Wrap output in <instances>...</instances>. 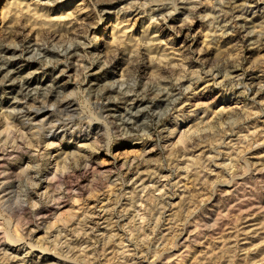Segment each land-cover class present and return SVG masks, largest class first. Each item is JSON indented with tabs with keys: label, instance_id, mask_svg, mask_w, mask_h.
Instances as JSON below:
<instances>
[{
	"label": "rangeland",
	"instance_id": "374dc122",
	"mask_svg": "<svg viewBox=\"0 0 264 264\" xmlns=\"http://www.w3.org/2000/svg\"><path fill=\"white\" fill-rule=\"evenodd\" d=\"M134 2L0 0V264H264V0ZM65 42L60 77L26 49ZM132 63L142 83L180 78L176 103L96 106ZM42 74L79 106L51 118L63 139L21 123Z\"/></svg>",
	"mask_w": 264,
	"mask_h": 264
},
{
	"label": "bare ground",
	"instance_id": "6f19581e",
	"mask_svg": "<svg viewBox=\"0 0 264 264\" xmlns=\"http://www.w3.org/2000/svg\"><path fill=\"white\" fill-rule=\"evenodd\" d=\"M126 5H132V3L134 2V0H123ZM137 1V0H136ZM188 2L190 0H173V2L171 3L172 4V8L173 10L177 8V3L178 2H181V3H184V2ZM193 1V0H192ZM239 0H216L217 2V5H218V8H221V11H224L223 8H225L224 6H227L230 10L232 9H235L236 5L238 3ZM136 3V2H134ZM137 4V3H136ZM139 5V4H138ZM145 6V5H143ZM239 6V4H238ZM141 7H142V4H141ZM243 8V7H242ZM238 9V8H237ZM138 9H134V11L136 12ZM149 11H150V18L152 19H155V12L158 11V9H156V11L154 10V8H149ZM243 11V10H242ZM139 12V11H138ZM145 12V10H144ZM235 12V11H234ZM244 12V11H243ZM226 13V12H225ZM231 13V12H230ZM233 17L237 16L239 17L240 15L242 14H233V12L231 13ZM132 15V14H131ZM230 15V14H229ZM226 20V18L224 17L222 21ZM229 20V19H228ZM219 21V20H218ZM217 21V22H218ZM215 25V23H214ZM225 25V24H224ZM247 27V26H246ZM246 27L242 26L243 29H246ZM216 28V27H215ZM224 34V33H223ZM157 40V39H156ZM255 43H261V42H264V33L260 34V35H257V39L254 41ZM262 44V43H261ZM37 47V46H36ZM51 47L53 49L56 50V52L54 53H49L47 51H42L41 49L39 48H34L32 49L30 46H28L26 49L30 52V53H34V52H40V53H43L41 55H43L44 57H46L47 59H49L48 57L51 58H54V61H52L53 64H56L57 69L54 70V69H51L50 70V74H55L57 77H60L61 75H64V67L66 66H63L61 67V63H63V61H65L66 59H75L78 57L79 55V49H80V42H65V43H62V44H52ZM136 55V54H135ZM134 54L132 53L131 55H129L127 57V63L129 60L132 61V58H133ZM68 61V60H67ZM51 62V61H50ZM45 64L48 65L50 64L49 63V60H45ZM82 65V64H81ZM80 65V66H81ZM86 66V65H84ZM53 68V67H52ZM85 68H88V67H85ZM133 69V73H131V75L129 76V78H126V80H123L121 82H113L111 83V85H109L106 90H104L103 92H101L100 94H97L95 101H94V104L97 106L100 104V101L99 100H102V97H104L105 99H109L111 95H115L116 98H119V99H123L125 100L126 103H128L126 105V108L129 109L130 106L129 105H134L136 104V97L139 95L142 99H146V95L148 93H150V95H154V96H160V94L163 95V97H166V99H168L169 101H171L172 103H176L177 101V95H175V88H179L181 87L179 81H180V78H169V79H162V80H155V81H151L150 83H142L137 75H136V69L134 67V63H132V66H130V69ZM88 70V69H87ZM264 73V72H263ZM11 74V73H10ZM49 75L47 74H42V76H39L36 80H35V83L34 85H32L33 89L30 87L31 85H28L27 84H22L21 87H25L27 88V95L31 96L32 98V101L34 103L33 106H31V112L30 111H24V120L21 122L23 123L24 125L28 126L29 129L30 127H33V126H37L38 123H40L42 126L44 125H47V123L50 125V122H51V118L54 117V113H60L62 115L65 114H69L70 112H76L79 110V106L78 104L75 102V101H71V100H67V98H64L63 101H59L55 103H53V101L51 100V98L49 99V94L52 92V86L51 87H48L47 83L49 82L48 81V78H49ZM8 75V74H7ZM29 75V74H28ZM27 75V76H28ZM9 76V75H8ZM55 76V78H57ZM10 77V76H9ZM167 77V76H166ZM52 78V77H51ZM54 78V79H55ZM259 78V77H258ZM53 79V80H54ZM263 81H261L262 83H264V77L262 78ZM85 80V79H84ZM22 83V82H21ZM47 84V85H46ZM50 85V83H49ZM263 87V86H262ZM44 90L43 94L40 96L38 93V89H42ZM190 89V86L187 87V90ZM33 92L32 94H29ZM36 92V93H35ZM153 96V97H154ZM40 98V99H39ZM87 99V98H86ZM104 99V100H105ZM168 101V102H169ZM89 102V101H88ZM92 102V101H91ZM131 103V104H129ZM171 103V104H172ZM90 104V103H89ZM169 104V103H168ZM138 110V109H137ZM22 109L20 110V113H21ZM95 114V113H94ZM22 116V117H23ZM161 116V115H160ZM160 116L158 118H160ZM102 117V116H101ZM66 119V118H65ZM124 119V118H123ZM94 120V118H93ZM96 120V118H95ZM100 120V118H99ZM105 120V119H103ZM131 120V119H129ZM55 121V120H53ZM158 123V122H157ZM37 124V125H36ZM57 124V123H56ZM80 124V122H79ZM124 124H127L124 122ZM52 125V124H51ZM50 125V126H51ZM48 126V125H47ZM49 127V126H48ZM62 127V126H61ZM68 127V126H67ZM126 127V126H125ZM43 128V127H42ZM88 128L87 131H86V134L84 135H80L78 137L75 138V140H82L84 141L85 139H87L90 135H93L95 133H97V131L100 130V128L97 126V125H94V126H88L86 127ZM133 128V127H132ZM51 129L49 128V130L51 131L49 133L50 137H56V138H60V139H63L66 135V131H63V132H60L61 134L59 135L58 133H55L56 130H58L57 128H55V126H51ZM117 129V128H116ZM86 130V129H85ZM70 131V130H69ZM143 132H150V128L149 127H145L143 129ZM147 133V134H148ZM133 134V133H132ZM146 134V133H145ZM69 136V134H68ZM98 136V135H97ZM71 138V137H70ZM71 141V140H70ZM72 147V146H71ZM130 170V169H129ZM139 172V171H138ZM136 174V173H135ZM140 175V174H139ZM115 180V179H114ZM143 180V179H142ZM144 182V181H142ZM116 183V182H115ZM132 188V187H131ZM73 249V248H72Z\"/></svg>",
	"mask_w": 264,
	"mask_h": 264
}]
</instances>
